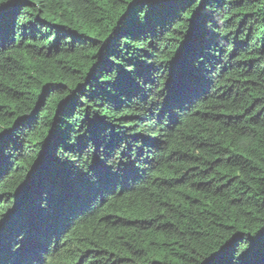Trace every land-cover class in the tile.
<instances>
[{"label": "trees", "instance_id": "trees-1", "mask_svg": "<svg viewBox=\"0 0 264 264\" xmlns=\"http://www.w3.org/2000/svg\"><path fill=\"white\" fill-rule=\"evenodd\" d=\"M0 264H264V0H2Z\"/></svg>", "mask_w": 264, "mask_h": 264}, {"label": "snow or ice", "instance_id": "snow-or-ice-1", "mask_svg": "<svg viewBox=\"0 0 264 264\" xmlns=\"http://www.w3.org/2000/svg\"><path fill=\"white\" fill-rule=\"evenodd\" d=\"M0 2H2V0H0Z\"/></svg>", "mask_w": 264, "mask_h": 264}]
</instances>
